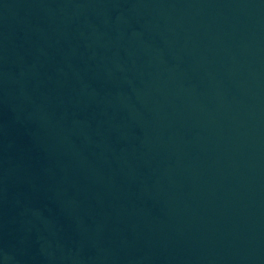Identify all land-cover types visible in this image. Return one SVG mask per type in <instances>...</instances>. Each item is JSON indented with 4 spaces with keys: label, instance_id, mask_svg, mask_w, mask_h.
Returning <instances> with one entry per match:
<instances>
[{
    "label": "water",
    "instance_id": "water-1",
    "mask_svg": "<svg viewBox=\"0 0 264 264\" xmlns=\"http://www.w3.org/2000/svg\"><path fill=\"white\" fill-rule=\"evenodd\" d=\"M0 264H264V0H0Z\"/></svg>",
    "mask_w": 264,
    "mask_h": 264
}]
</instances>
